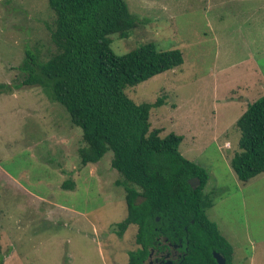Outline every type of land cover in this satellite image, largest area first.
<instances>
[{"label":"rangeland","instance_id":"obj_1","mask_svg":"<svg viewBox=\"0 0 264 264\" xmlns=\"http://www.w3.org/2000/svg\"><path fill=\"white\" fill-rule=\"evenodd\" d=\"M138 24L111 36L123 54L144 44L178 49L183 63L125 94L150 109L160 136L181 135V155L204 167L207 209L234 264H264V172L240 181L230 166L237 119L264 96V0H125ZM46 0H0V247L3 264H129L137 249L125 190L108 150L81 165L82 131L39 85H23L25 51L55 50ZM74 181V187H62ZM147 264V262H144Z\"/></svg>","mask_w":264,"mask_h":264},{"label":"trees","instance_id":"obj_2","mask_svg":"<svg viewBox=\"0 0 264 264\" xmlns=\"http://www.w3.org/2000/svg\"><path fill=\"white\" fill-rule=\"evenodd\" d=\"M46 2L52 19L45 26L55 50L45 61L26 50L21 83L41 86L65 107L72 124L82 131L81 165L97 163L112 151L111 167L122 177L116 182L125 190L127 208L120 228L130 224L137 228L138 247L130 251L129 264H145L156 237L186 234L187 254L181 264H216L213 251L225 257V264H234L232 245L206 213L213 204L203 190L207 170L181 155V135L170 132L162 137L160 128H151L150 109L163 99L135 103L124 92L180 66L181 52L149 43L114 53L111 36L126 38L138 24L125 0ZM236 127L238 150L230 166L240 181L247 182L264 172V96L249 103ZM192 178L200 181L196 188L188 181ZM74 184L65 181L62 187Z\"/></svg>","mask_w":264,"mask_h":264},{"label":"flooded vegetation","instance_id":"obj_3","mask_svg":"<svg viewBox=\"0 0 264 264\" xmlns=\"http://www.w3.org/2000/svg\"><path fill=\"white\" fill-rule=\"evenodd\" d=\"M156 239L155 245L148 248L147 264H181L187 254V234L174 235V239L160 235Z\"/></svg>","mask_w":264,"mask_h":264},{"label":"water","instance_id":"obj_4","mask_svg":"<svg viewBox=\"0 0 264 264\" xmlns=\"http://www.w3.org/2000/svg\"><path fill=\"white\" fill-rule=\"evenodd\" d=\"M188 181L193 188H196L197 185H199V183H200L198 178H192V179H189ZM213 256L216 260V264H225L226 259L219 252L213 251Z\"/></svg>","mask_w":264,"mask_h":264}]
</instances>
